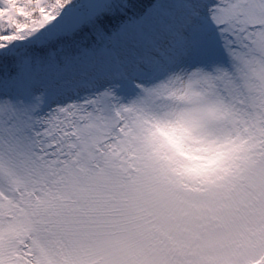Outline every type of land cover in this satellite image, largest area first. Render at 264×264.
<instances>
[{
  "label": "snow or ice",
  "instance_id": "1",
  "mask_svg": "<svg viewBox=\"0 0 264 264\" xmlns=\"http://www.w3.org/2000/svg\"><path fill=\"white\" fill-rule=\"evenodd\" d=\"M0 264H264V0H0Z\"/></svg>",
  "mask_w": 264,
  "mask_h": 264
}]
</instances>
